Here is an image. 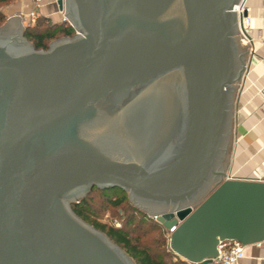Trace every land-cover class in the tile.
I'll return each instance as SVG.
<instances>
[{"label":"water","instance_id":"95a60500","mask_svg":"<svg viewBox=\"0 0 264 264\" xmlns=\"http://www.w3.org/2000/svg\"><path fill=\"white\" fill-rule=\"evenodd\" d=\"M240 1L58 0L78 33L47 49L0 27V264H136L72 209L94 186L176 210L159 221L194 264L264 241V180L225 177Z\"/></svg>","mask_w":264,"mask_h":264},{"label":"crops","instance_id":"0c3cea01","mask_svg":"<svg viewBox=\"0 0 264 264\" xmlns=\"http://www.w3.org/2000/svg\"><path fill=\"white\" fill-rule=\"evenodd\" d=\"M247 5L252 17L251 35L256 40L249 47L247 70L235 100V137L225 177L264 180V0H247ZM31 7V0H21L13 17L20 11L28 14ZM40 14L54 22L63 20L53 0H45ZM241 264H264V241L245 245Z\"/></svg>","mask_w":264,"mask_h":264},{"label":"trees","instance_id":"16d2710c","mask_svg":"<svg viewBox=\"0 0 264 264\" xmlns=\"http://www.w3.org/2000/svg\"><path fill=\"white\" fill-rule=\"evenodd\" d=\"M6 1L9 0H0V3ZM3 20L4 15L0 12V23ZM75 33L76 29L68 21L53 22L50 17L41 14L35 24L26 26L24 35L37 49H47L53 40L72 37ZM93 193L99 197L96 207L91 199ZM72 209L87 222L94 214L98 215V220L93 218L91 221L94 227L104 231L111 240L125 249L137 264H194L163 248L166 238L161 222L132 204L128 193L119 187L94 186L86 196L72 203ZM107 210L111 211L114 219L121 222V226L109 225L101 220ZM119 211L123 212V218L118 214Z\"/></svg>","mask_w":264,"mask_h":264},{"label":"built area","instance_id":"2783aa9c","mask_svg":"<svg viewBox=\"0 0 264 264\" xmlns=\"http://www.w3.org/2000/svg\"><path fill=\"white\" fill-rule=\"evenodd\" d=\"M32 7L28 14L20 11L16 13L17 16L21 17V20H25L30 24H35L40 14V9L45 2V0H31ZM56 4L58 0H53ZM234 11L237 12V17H243L242 25H239L240 30V38L244 44L252 45L256 40L255 37L251 35V24H252V17L250 15V8L247 5V0H241L239 4L234 6ZM63 14V21L70 20L65 12L61 11ZM71 24V23H70ZM72 25V24H71ZM76 33L78 31L76 30ZM261 42L264 45V38H261ZM170 212L176 213V210L168 211L159 214H150V217L156 221H159L160 217L163 215H167ZM160 222V221H159ZM115 226H121V222L118 219L113 221ZM181 223L180 220H177V223L172 225L171 227H165L168 241L171 239V234L178 228L179 224ZM263 241L257 242L258 245H261ZM170 243V242H169ZM245 256V245L237 240H224L221 241L218 246V255L212 258L207 264H241L242 258Z\"/></svg>","mask_w":264,"mask_h":264},{"label":"rangeland","instance_id":"374dc122","mask_svg":"<svg viewBox=\"0 0 264 264\" xmlns=\"http://www.w3.org/2000/svg\"><path fill=\"white\" fill-rule=\"evenodd\" d=\"M21 3V0H9V1H6V2H1L0 3V12H1V14L2 15H4V20L0 23V27H2V26H4L7 22H8V20L10 19V18H12L13 17V15L15 14V7H17V6H19V4ZM57 9H58V11L59 12H61L60 11V9H59V6H58V4H57ZM52 20V19H51ZM53 21V20H52ZM54 22V21H53ZM28 24H30V23H28L27 21H25V20H23V22H22V25H23V27H24V29L26 28V26L28 25ZM24 32H25V30H24ZM24 37H25V35H24ZM26 38V37H25ZM61 38V37H60ZM27 39V38H26ZM57 39H59V38H57ZM57 39H55V40H57ZM28 40V39H27ZM30 43H32L30 40H28ZM54 41V40H53ZM240 43L241 44H244V42H242V40H241V38H240ZM33 44V43H32ZM245 45H247L248 47H250V45H248V44H245ZM247 63H248V60H247ZM234 135H235V129H234ZM235 137V136H234ZM233 142H234V139H233ZM232 150H233V147H232ZM94 195V196H93ZM93 197L91 196V199L93 200V202H94V206L96 207V206H98V204H99V197H98V194L97 193H93ZM128 197H129V195H128ZM129 201L132 203V204H134L132 201H131V199L129 198ZM135 205V204H134ZM136 206V205H135ZM141 209V208H140ZM143 210V209H142ZM145 211V210H144ZM96 212H97V214H98V211L96 210ZM146 213H147V215L150 217V214L151 213H149V212H147V211H145ZM118 214L120 215V216H122V218L124 217V214H123V212L122 211H119L118 212ZM93 218H96L97 220H98V215H93V217L91 216V218H89V222H87L88 224H90V225H93L92 223H91V221H92V219ZM84 220V219H83ZM101 220L103 221V222H105V223H108L109 225H113L114 226V223H113V221L115 220L114 219V216H112V213H111V211H109V210H107V211H105V213H104V216L101 218ZM85 221V220H84ZM94 226V225H93ZM160 226H161V229H162V231H163V233H164V235H165V238H166V243L164 244V246H163V248L164 249H166V250H170V251H172V249H171V247H170V241H168V238H167V233H166V229H165V225L163 224V223H160ZM113 241V240H112ZM121 247V246H120ZM122 248V247H121ZM123 249V248H122ZM124 251H126L125 249H123ZM127 252V251H126ZM128 253V252H127ZM129 254V253H128ZM130 255V254H129ZM131 256V255H130ZM132 257V256H131ZM133 258V257H132ZM134 259V258H133ZM175 259V255L173 256V260ZM135 262H136V260H134ZM137 264V263H136Z\"/></svg>","mask_w":264,"mask_h":264}]
</instances>
